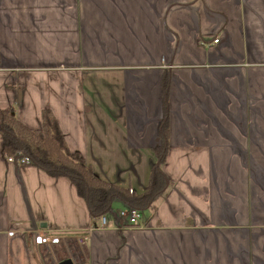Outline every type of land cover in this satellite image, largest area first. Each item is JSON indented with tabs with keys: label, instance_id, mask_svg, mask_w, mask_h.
I'll use <instances>...</instances> for the list:
<instances>
[{
	"label": "crops",
	"instance_id": "crops-1",
	"mask_svg": "<svg viewBox=\"0 0 264 264\" xmlns=\"http://www.w3.org/2000/svg\"><path fill=\"white\" fill-rule=\"evenodd\" d=\"M0 109L31 128L48 110L138 193L165 120L170 184L146 226L118 227L113 204L102 228L69 179L0 151V264H264V0H0ZM71 246L76 262L54 256Z\"/></svg>",
	"mask_w": 264,
	"mask_h": 264
},
{
	"label": "trees",
	"instance_id": "trees-1",
	"mask_svg": "<svg viewBox=\"0 0 264 264\" xmlns=\"http://www.w3.org/2000/svg\"><path fill=\"white\" fill-rule=\"evenodd\" d=\"M169 83L170 77L166 74L162 82L164 117L167 114ZM166 135V121L163 120L159 129L161 145L155 150L156 159L147 187L138 193L96 176L79 153L69 150L58 123L48 110L42 114V125L31 128L21 122L11 109H0L1 155L6 159L20 151L28 157V165L36 166L52 177L69 179L77 195L86 203L90 218L112 211L114 202L119 201L124 206L148 213L146 223L151 219L154 202L170 185L162 169L167 152Z\"/></svg>",
	"mask_w": 264,
	"mask_h": 264
},
{
	"label": "built area",
	"instance_id": "built-area-1",
	"mask_svg": "<svg viewBox=\"0 0 264 264\" xmlns=\"http://www.w3.org/2000/svg\"><path fill=\"white\" fill-rule=\"evenodd\" d=\"M219 38L213 40L214 43H217ZM6 161L9 163H15L18 167H22L29 164L28 157L22 152L18 151L14 155H10L6 158ZM118 217V227H144L142 222V213L133 207H127L121 209L117 212ZM101 227H108L111 224L109 223L108 216L103 214L100 216ZM62 236L51 235L43 230H37L34 235V242L36 244H57L60 242Z\"/></svg>",
	"mask_w": 264,
	"mask_h": 264
},
{
	"label": "rangeland",
	"instance_id": "rangeland-1",
	"mask_svg": "<svg viewBox=\"0 0 264 264\" xmlns=\"http://www.w3.org/2000/svg\"><path fill=\"white\" fill-rule=\"evenodd\" d=\"M114 210L115 211H118V209H116L117 207H121V204H120V202L119 201H115L114 202ZM107 214H108V218H110L111 217V215H112V212L110 211V212H107ZM147 215V213L146 212H144V216H146ZM76 247H70L69 249L70 250H68L67 252L65 251V254L66 255H64V254H60V255H57V254H55L54 256H56L58 259H64V257H66V256H68L69 258H72V256L74 257V253L76 252L74 249H75ZM54 251V253H55V250H53ZM49 253V252H48ZM53 253V254H54ZM74 261L76 262V257H74Z\"/></svg>",
	"mask_w": 264,
	"mask_h": 264
},
{
	"label": "water",
	"instance_id": "water-1",
	"mask_svg": "<svg viewBox=\"0 0 264 264\" xmlns=\"http://www.w3.org/2000/svg\"><path fill=\"white\" fill-rule=\"evenodd\" d=\"M58 264H72V261L71 259H65V260L60 261Z\"/></svg>",
	"mask_w": 264,
	"mask_h": 264
},
{
	"label": "bare ground",
	"instance_id": "bare-ground-1",
	"mask_svg": "<svg viewBox=\"0 0 264 264\" xmlns=\"http://www.w3.org/2000/svg\"><path fill=\"white\" fill-rule=\"evenodd\" d=\"M118 212V211H117Z\"/></svg>",
	"mask_w": 264,
	"mask_h": 264
}]
</instances>
